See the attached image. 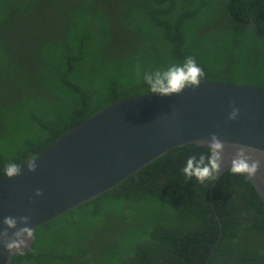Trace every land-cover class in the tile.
<instances>
[{
    "label": "trees",
    "instance_id": "obj_1",
    "mask_svg": "<svg viewBox=\"0 0 264 264\" xmlns=\"http://www.w3.org/2000/svg\"><path fill=\"white\" fill-rule=\"evenodd\" d=\"M188 56L264 89V0H0V174ZM193 154L208 148L171 149L39 225L9 264H264V202L230 169L185 180Z\"/></svg>",
    "mask_w": 264,
    "mask_h": 264
},
{
    "label": "water",
    "instance_id": "obj_2",
    "mask_svg": "<svg viewBox=\"0 0 264 264\" xmlns=\"http://www.w3.org/2000/svg\"><path fill=\"white\" fill-rule=\"evenodd\" d=\"M233 107L238 115L229 120ZM211 133L226 145L242 144L264 152V89L204 77L199 87L185 88L180 94L146 92L116 100L38 153L35 171L22 164L19 176L0 174V231L7 228L5 217L17 218L16 228L24 226L19 217H30L27 226L33 236L22 251L30 250L39 225L118 185L171 149L187 144L207 147ZM231 152L226 147L217 179L230 169ZM246 178L264 202V167L257 178ZM211 202L214 208L212 198ZM15 230L7 229L9 236ZM17 253L7 251L0 241V264H9Z\"/></svg>",
    "mask_w": 264,
    "mask_h": 264
},
{
    "label": "clouds",
    "instance_id": "obj_3",
    "mask_svg": "<svg viewBox=\"0 0 264 264\" xmlns=\"http://www.w3.org/2000/svg\"><path fill=\"white\" fill-rule=\"evenodd\" d=\"M204 76L205 73L197 65L195 57L188 56L182 63L172 64L166 69H156L155 71L144 73L143 79L149 86L151 93L160 96H169L172 94H180L185 88L195 89L199 87ZM238 111L236 107H233L228 115V119L235 120ZM205 143L208 148L207 155L200 154L197 156L193 154L187 158L182 168L185 180L194 178L198 183H204L206 181L211 183L217 180L220 169L224 164L226 147L232 149L230 159L227 163L230 164L229 168L234 175L246 176L249 179L257 178V172L261 167H264V152H258V150L252 147L242 144L226 145L214 133L210 134L208 141ZM35 157L36 155L29 157L20 164L9 162L4 168V174L9 178L19 176L21 174L22 164L26 165L29 172L35 171L38 167ZM36 195H41L40 189L36 190ZM18 219L20 224L24 226L16 228L17 218L8 216L3 219V223L7 228L0 231V241L3 242L5 249L11 253H22V249L33 236L32 228L27 226L30 217L21 216ZM9 228L16 229L11 236H9L7 231Z\"/></svg>",
    "mask_w": 264,
    "mask_h": 264
}]
</instances>
